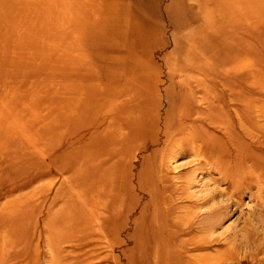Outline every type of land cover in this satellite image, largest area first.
I'll list each match as a JSON object with an SVG mask.
<instances>
[{
	"label": "rangeland",
	"instance_id": "rangeland-1",
	"mask_svg": "<svg viewBox=\"0 0 264 264\" xmlns=\"http://www.w3.org/2000/svg\"><path fill=\"white\" fill-rule=\"evenodd\" d=\"M145 1L125 62L0 0V264H264V3Z\"/></svg>",
	"mask_w": 264,
	"mask_h": 264
},
{
	"label": "crops",
	"instance_id": "crops-1",
	"mask_svg": "<svg viewBox=\"0 0 264 264\" xmlns=\"http://www.w3.org/2000/svg\"><path fill=\"white\" fill-rule=\"evenodd\" d=\"M151 1H156L155 8L161 7V0ZM65 2L67 17L63 43L69 42L73 50H87L88 53L85 55L87 57L125 58L126 62V59L133 56L138 41H144L136 30L135 15L140 5L146 4L145 0H65ZM259 3H264V0H200V5L208 13L244 9ZM154 18L152 16L150 18L152 27L153 23L156 24V14ZM101 24L107 29L106 33H100ZM120 63L124 64L122 60ZM127 64L128 62L125 65Z\"/></svg>",
	"mask_w": 264,
	"mask_h": 264
},
{
	"label": "bare ground",
	"instance_id": "bare-ground-1",
	"mask_svg": "<svg viewBox=\"0 0 264 264\" xmlns=\"http://www.w3.org/2000/svg\"><path fill=\"white\" fill-rule=\"evenodd\" d=\"M178 217H179V215H178ZM181 217V221H184V222H186V221H188L189 220V217L185 214V216H180ZM192 217V216H191ZM190 217V218H191ZM180 220V219H179Z\"/></svg>",
	"mask_w": 264,
	"mask_h": 264
}]
</instances>
